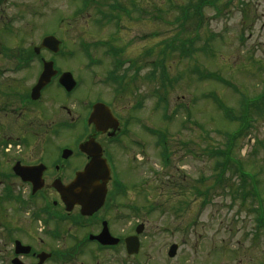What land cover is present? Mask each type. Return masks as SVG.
<instances>
[{"label": "rangeland", "instance_id": "obj_1", "mask_svg": "<svg viewBox=\"0 0 264 264\" xmlns=\"http://www.w3.org/2000/svg\"><path fill=\"white\" fill-rule=\"evenodd\" d=\"M119 2L129 10L120 25L98 23L107 18L94 5L88 10L91 16L86 18L85 11L72 31L87 34L73 40L68 29H62L68 49L78 51L81 36L100 45L101 65L93 71L84 68L82 57L68 65L83 77V91L88 96L102 94L103 99L111 100L115 88L99 84L114 65V57L107 53L109 45L124 48L127 63L147 64L139 73V88L125 97L129 106L137 99L143 104L134 113L138 119L130 127L131 138L149 140L141 126L144 121L160 127L169 136L174 159L169 157L171 163L163 164V148L152 149L146 143L147 157H137L140 167L131 165V152L122 155L119 173L129 185V195L118 196L121 204L112 209H116L113 214L127 216L128 231L130 223L145 226L141 250L136 256H126V263L122 251L101 254L100 264H264V227L258 219L264 216V0H212L218 6L202 7L201 0ZM82 5L83 0H0V45L15 53L18 48L28 50L45 32H56L53 25L59 19L76 18L73 15ZM101 8L108 13L106 3ZM3 28L13 33L7 34ZM152 60L159 62L154 73ZM36 69H32L33 76ZM133 73L127 76L134 79ZM22 76L29 78L30 71ZM52 93L56 98L48 93L38 108L40 122L47 128L54 124L57 107L64 102L59 99L60 90L54 88ZM120 102L118 99L116 105L121 106ZM4 106L0 103V108ZM188 118L186 126H181ZM11 150L0 149V166L11 165L9 159L19 149ZM227 150L239 160L238 166L215 156ZM2 151L8 155L6 163ZM243 171L250 172L252 180L242 177ZM222 173L223 185L215 186V178ZM136 182L139 184L133 189ZM1 187L0 219L7 220L5 215L17 218L31 232L29 236L19 229V237L41 249L40 228L29 220L30 212L3 200ZM95 195L101 196L96 191ZM3 229L0 225V264H8L10 236L5 237ZM172 244L179 246L175 258L168 256Z\"/></svg>", "mask_w": 264, "mask_h": 264}, {"label": "flooded vegetation", "instance_id": "obj_2", "mask_svg": "<svg viewBox=\"0 0 264 264\" xmlns=\"http://www.w3.org/2000/svg\"><path fill=\"white\" fill-rule=\"evenodd\" d=\"M68 26H61L59 29L62 30ZM68 30H72V28L70 27ZM71 34L72 36L77 35ZM18 49L15 53L8 48L5 55L0 54L2 58L0 59L2 60L0 68L4 69L1 78L5 77L0 81V103L5 105L3 108L1 107L2 109L0 108V134H4L0 139V149L5 148L10 153L13 147L19 149L13 151V157L9 159L11 165L6 166L5 164L4 169L0 171L2 176L0 183L5 184L11 179V184L24 186L25 191L21 197L29 202L33 201L37 217L41 218V238L38 242L41 249H36L29 239L25 240L24 237H19L21 233L18 231L14 234V240L10 241L8 253L11 260L15 258V241L20 240L23 244L32 247L31 254L21 256L22 260L28 264H35L39 253H56L53 249L59 242L58 238L64 237L73 246V253L83 255L84 262L82 264H88L92 253H95L97 249L109 248L96 241L89 242L87 240L90 236L99 235L104 223H107L110 234L119 239L118 246L125 244L128 236V221L121 212L113 214L116 206L121 204L118 198L121 194L117 190H120L123 185V179L116 169L120 171L119 161L123 154L128 155L132 143L144 144L146 142L140 138H131L130 127L133 120H129L132 114L128 110L125 100L121 99V106H117L118 98L106 100L103 99L102 94H98L94 98L88 96L87 93L80 97L74 93L64 95L66 100L58 105V113L52 119L54 124L51 123L47 128L46 124L40 122L42 119L38 116L42 113L38 108L46 99L48 87L42 91L38 100L31 99L32 89L37 84L42 69H36L33 76L35 71H32L31 49ZM41 55L40 58L35 59V62H41L43 65L42 61L52 60L55 69L58 70V75L52 79L50 85H59L58 80L62 73L73 72L68 64L70 60L80 57L78 54L70 57L72 55L64 52L54 55L47 50H42ZM9 62H13L14 65ZM26 71H30L29 78L22 76ZM77 82L79 84V79ZM81 83L83 84L84 81L81 80ZM99 84L105 88L112 86V83L108 81H100ZM94 85L95 83L91 85V88ZM21 87L24 90H18ZM69 102L72 104L71 107H69ZM98 103L105 104L109 108L111 116L100 113L97 123L88 124L87 120ZM62 116L65 119H59ZM65 140H67L66 143ZM3 154L6 163L8 155L5 152ZM93 155H101L110 169L115 171L116 176L110 177L107 182L105 203L91 217L81 214L82 205L78 202L75 203L71 212H67L54 186L73 183L78 174L93 160ZM136 155L131 151V160L135 159ZM17 163L25 169H29L31 175L36 178V182L39 183L41 179L43 180L42 190L33 194L31 183L22 182L20 177L15 175L14 166ZM100 174L103 172L97 170L96 176L90 178L89 181L102 185L103 177ZM112 207L115 208L112 209ZM58 215L62 216V220L55 219ZM20 230L31 236L27 226L22 225ZM54 233H58V236L55 237ZM51 258L47 259L44 264H50Z\"/></svg>", "mask_w": 264, "mask_h": 264}, {"label": "water", "instance_id": "obj_3", "mask_svg": "<svg viewBox=\"0 0 264 264\" xmlns=\"http://www.w3.org/2000/svg\"><path fill=\"white\" fill-rule=\"evenodd\" d=\"M44 81H46V78L45 77L42 78V81L40 82V84L42 85ZM68 190H70V193H71L72 192V187L70 189H68ZM138 247H139L138 242L137 241H133L132 242V246L129 247V252L130 253H136L138 251ZM176 251H177V246H175V245L172 246V248H171V250L169 252L170 256H172V257L175 256Z\"/></svg>", "mask_w": 264, "mask_h": 264}, {"label": "bare ground", "instance_id": "obj_4", "mask_svg": "<svg viewBox=\"0 0 264 264\" xmlns=\"http://www.w3.org/2000/svg\"><path fill=\"white\" fill-rule=\"evenodd\" d=\"M90 188H85V189H83V190H77V193L78 194H81V195H86L87 194V192H86V190L88 191Z\"/></svg>", "mask_w": 264, "mask_h": 264}]
</instances>
